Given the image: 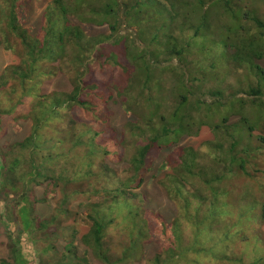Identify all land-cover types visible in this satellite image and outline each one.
<instances>
[{"label": "trees", "instance_id": "trees-1", "mask_svg": "<svg viewBox=\"0 0 264 264\" xmlns=\"http://www.w3.org/2000/svg\"><path fill=\"white\" fill-rule=\"evenodd\" d=\"M28 1L0 0V53L16 57L0 69V134L4 119L29 125L0 146V181L23 201L25 231L57 220L39 221L29 199L46 184L62 195L60 214L80 224L87 213L57 264H264V18L254 0H48L38 31ZM61 73L71 91L45 92ZM207 127L211 139L194 146ZM156 161L170 219L138 190ZM82 193L90 200L72 208ZM12 255L0 264L35 263Z\"/></svg>", "mask_w": 264, "mask_h": 264}, {"label": "rangeland", "instance_id": "rangeland-1", "mask_svg": "<svg viewBox=\"0 0 264 264\" xmlns=\"http://www.w3.org/2000/svg\"><path fill=\"white\" fill-rule=\"evenodd\" d=\"M48 2V0H30L27 2L26 23L31 25L35 31H38L43 24L44 10ZM252 5L257 9L259 15L264 18V0H254ZM90 33L94 35L106 34L107 30L105 28H94ZM15 59L16 57L11 54L0 53V69L5 67L8 63L16 61ZM262 66L264 67V62H262ZM71 80L70 75L61 73L57 77L48 80L44 87V91L69 92L72 89ZM229 81L232 84H236L235 78H230ZM126 120L127 118L125 114L122 113L120 109H117V112L112 119V124L114 127L122 129ZM2 125L5 133L0 134L1 147H6L14 139H22L28 134L29 125L27 124L24 126L22 131L19 130L18 126L13 125V123L8 119H4ZM211 137L209 128H204L197 138L192 139L193 145L197 146L200 143L208 141ZM190 139L191 138L184 139L183 144H188ZM159 163L160 161L153 163V171L146 173L145 175L143 174V185L142 187H139L138 190L139 192L147 195L148 203L154 214L158 213L162 218L170 219L174 215V212L176 213V209L168 202L165 189L160 184V180L163 175H159ZM2 165L3 162L0 158V171ZM117 167L119 168V172L123 175L125 166L119 163ZM240 184L241 183L239 181H234L233 185L239 186ZM249 185L251 186V184ZM46 188V184L42 186L31 185L29 187V199L32 202L38 200L34 206L35 214L38 216L39 221H49L56 216L57 220L56 222L50 223L47 228L31 232V229L25 231V223L24 225L21 223L18 213L19 208L23 205V201L19 198L12 197L8 199L6 197L7 190L2 189V182L0 181V213L3 214V219L0 220V261L6 260L10 262V256H13V248L20 251L28 263L34 262L35 260L34 264H37L39 259L41 264H57V260H60L58 259L59 254L62 253L61 251H64L66 243L70 242V225L75 224L78 226L80 232L79 238L87 231V226L83 221V217L87 216V213L81 209L83 215L81 217L82 219L80 220V224L74 223L72 219H70V213L64 215L59 213L58 208L62 198L60 192L55 195H48ZM247 189L250 193L255 194V189L253 190L252 187ZM82 195L83 196L73 195L74 197L71 203L72 208H77L80 200H90V195L88 193H82ZM91 198L93 201L96 200L94 197ZM152 224H155V222ZM21 231H24L25 233H20ZM262 234V238L264 239V227H262ZM52 245H54L57 249L53 250L51 247ZM161 245V239L156 237V239L153 240L152 244L148 247V251L154 252V250H158ZM85 248L86 247L81 240L78 239L76 248L78 254L82 255ZM90 259L92 264H101L100 261L92 257V255H90Z\"/></svg>", "mask_w": 264, "mask_h": 264}]
</instances>
